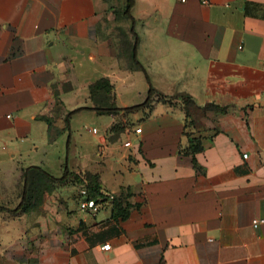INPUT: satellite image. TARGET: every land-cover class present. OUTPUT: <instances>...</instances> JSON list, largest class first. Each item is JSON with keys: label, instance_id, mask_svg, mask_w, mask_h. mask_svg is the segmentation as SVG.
Returning a JSON list of instances; mask_svg holds the SVG:
<instances>
[{"label": "crops", "instance_id": "0c3cea01", "mask_svg": "<svg viewBox=\"0 0 264 264\" xmlns=\"http://www.w3.org/2000/svg\"><path fill=\"white\" fill-rule=\"evenodd\" d=\"M109 1L0 0V207L32 167L104 195L47 179L40 211L0 209V264H264V0H134L121 49ZM71 112L105 122L67 162Z\"/></svg>", "mask_w": 264, "mask_h": 264}, {"label": "rangeland", "instance_id": "374dc122", "mask_svg": "<svg viewBox=\"0 0 264 264\" xmlns=\"http://www.w3.org/2000/svg\"><path fill=\"white\" fill-rule=\"evenodd\" d=\"M111 3V5L109 6V9L107 11V14L105 16L103 27H104V31H103V37L106 38V40H110L112 43L116 40L117 41V45L120 49V45H121V40L118 38L119 36H122L124 34V26H123V14H122V9L125 8L126 6V0H110L109 1ZM129 18H126V20H128ZM130 20V19H129ZM131 21V20H130ZM124 50H122L120 52V55L123 56ZM123 53V54H122ZM143 73L139 74L137 77H142ZM138 80V79H137ZM136 80V82H137ZM158 100H164L163 97H158ZM86 113H75L72 112L70 114L71 118H70V122H69V128L66 131L65 135H64V143L65 146L67 148V151L69 149H71L70 154L68 156V152L66 154V158L64 159L65 161L68 162V159H71L72 154L74 152L75 149L77 150H83V149H87L89 150V141L91 138V134L88 133L87 131V127H91V126H95L97 128H99V130L101 129V126L103 127L104 125V119L105 118H100L98 120H91L89 119L88 116H86ZM77 145V146H76ZM84 151V150H83ZM82 152V151H81ZM71 155V156H70ZM2 169V168H1ZM4 169V168H3ZM0 183H9V177L8 176H0ZM19 183L21 184V181H19ZM39 187L37 188V190L32 191L29 193L28 196H30L28 203L33 205V207L28 208L27 211L25 212H33V211H40L41 210V204L42 201L44 199V195H45V189L48 190V192L51 194L53 189L51 186H43L42 183H39ZM75 186L78 188L77 192H73L72 195H70L72 197V199H74L76 202H79L81 200V192L80 189L83 187H79V184L75 183V182H70L68 185H65V189H68L69 187ZM44 187V190H43ZM0 195H7V197H9V192L8 191H4V192H0ZM21 195V190L19 192V196ZM69 197V195H68ZM66 196V193L62 196L60 193L54 194V197H49L50 199H52L54 202L56 201H60V203L62 202L61 200H65L68 198ZM69 199V198H68ZM22 213V212H21Z\"/></svg>", "mask_w": 264, "mask_h": 264}, {"label": "trees", "instance_id": "16d2710c", "mask_svg": "<svg viewBox=\"0 0 264 264\" xmlns=\"http://www.w3.org/2000/svg\"><path fill=\"white\" fill-rule=\"evenodd\" d=\"M133 5H134V0H126V6H125V9L123 11V15L126 18H129L131 20L132 24L134 22V19H133L132 15H131V8H132ZM131 32H133V26L131 27ZM131 57H132V60H133L134 64L137 67H139L141 70L144 71L143 66L138 62V60L136 58V40H135L134 45L132 47ZM110 87L111 86H110L109 82L106 79H101V80L97 81L96 83L92 84L90 86V90H91V93H94L95 91H99V90H109ZM152 92H153V89L150 88L149 96H150V94ZM146 102H148V98H147ZM139 107H140V105H135V106L124 108L123 110L131 111V110L137 109ZM117 110H121V109L114 108V111H117ZM103 111H105V110H103ZM71 113H69V115L66 117V127H67V129L69 128V116H70ZM194 142L195 141H192L191 142L192 144L190 146L192 153H194V152L199 150L198 143H194ZM32 168L36 169V170H38L40 172V176L33 182L38 187L40 185L39 183H42L43 186H47V182H46L47 179L50 180L51 182H59V183L75 182L77 184H84L85 185L86 196H87L88 199L99 200V198H103L104 197L103 193L100 192L99 184H98L97 179H96L95 176L85 175L84 177H81V175L69 171L68 168L66 167L65 171H64V174L60 178H55V177L45 173L39 167H32ZM28 170L29 169H27V171H25L24 174H23L24 189L22 191L21 202L19 203V205L15 209H7V208H4V207H0L1 210H7V211H9L11 213H17V212H25V211L28 210V208L33 207V205L28 203L29 198H30V196H28V195H29L30 192L35 191L36 189H32V188L28 189L27 185H28V182H30L29 181ZM42 177H44V179Z\"/></svg>", "mask_w": 264, "mask_h": 264}, {"label": "built area", "instance_id": "2783aa9c", "mask_svg": "<svg viewBox=\"0 0 264 264\" xmlns=\"http://www.w3.org/2000/svg\"><path fill=\"white\" fill-rule=\"evenodd\" d=\"M184 1V0H182ZM206 0H202V2H205ZM136 132H140L141 129L137 128L135 130ZM244 157H246V154H243ZM100 203L97 200L94 199H88L87 197H84L80 202V208L84 211L90 212V213H96L99 210ZM264 224V217H256L252 220V226L254 228ZM104 247H108V244L104 245Z\"/></svg>", "mask_w": 264, "mask_h": 264}]
</instances>
